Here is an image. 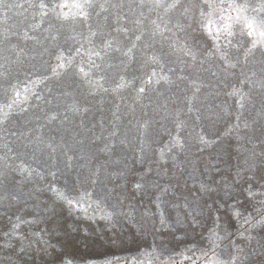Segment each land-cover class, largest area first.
Returning a JSON list of instances; mask_svg holds the SVG:
<instances>
[{"label":"rangeland","instance_id":"obj_1","mask_svg":"<svg viewBox=\"0 0 264 264\" xmlns=\"http://www.w3.org/2000/svg\"><path fill=\"white\" fill-rule=\"evenodd\" d=\"M0 264H264V0H0Z\"/></svg>","mask_w":264,"mask_h":264}]
</instances>
